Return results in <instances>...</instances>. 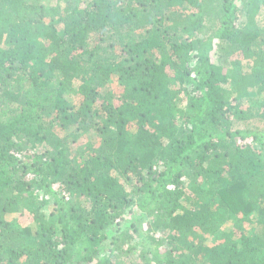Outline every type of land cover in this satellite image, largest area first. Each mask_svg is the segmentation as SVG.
I'll list each match as a JSON object with an SVG mask.
<instances>
[{"label":"trees","instance_id":"1","mask_svg":"<svg viewBox=\"0 0 264 264\" xmlns=\"http://www.w3.org/2000/svg\"><path fill=\"white\" fill-rule=\"evenodd\" d=\"M257 119L264 0H0V264H264Z\"/></svg>","mask_w":264,"mask_h":264},{"label":"rangeland","instance_id":"2","mask_svg":"<svg viewBox=\"0 0 264 264\" xmlns=\"http://www.w3.org/2000/svg\"><path fill=\"white\" fill-rule=\"evenodd\" d=\"M56 1H57V0H51V2H52L53 5L56 4ZM65 6H66V3H65V1H64V2L62 3V8H64ZM70 100H74L75 102H79V101H80V97L74 95V96L70 97ZM249 125H250L251 127H259V126L264 127V125H262V124L259 123L258 119H257V120H253V121H251V122L249 123ZM245 127H246V126H244V128H245ZM13 218H16L14 221L19 220V217L17 218V216L10 217L9 220L13 221Z\"/></svg>","mask_w":264,"mask_h":264}]
</instances>
